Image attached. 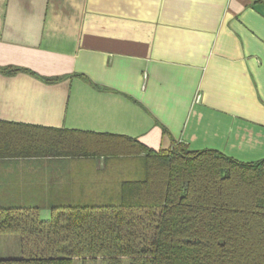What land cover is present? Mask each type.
Instances as JSON below:
<instances>
[{
    "label": "crops",
    "instance_id": "obj_1",
    "mask_svg": "<svg viewBox=\"0 0 264 264\" xmlns=\"http://www.w3.org/2000/svg\"><path fill=\"white\" fill-rule=\"evenodd\" d=\"M0 121L261 160L264 0H0ZM114 161L0 159V205L100 204Z\"/></svg>",
    "mask_w": 264,
    "mask_h": 264
},
{
    "label": "trees",
    "instance_id": "obj_2",
    "mask_svg": "<svg viewBox=\"0 0 264 264\" xmlns=\"http://www.w3.org/2000/svg\"><path fill=\"white\" fill-rule=\"evenodd\" d=\"M90 157L123 168L104 202L50 208L46 221L0 205V235H18L21 253L0 264H264V158L0 121V159Z\"/></svg>",
    "mask_w": 264,
    "mask_h": 264
},
{
    "label": "rangeland",
    "instance_id": "obj_3",
    "mask_svg": "<svg viewBox=\"0 0 264 264\" xmlns=\"http://www.w3.org/2000/svg\"><path fill=\"white\" fill-rule=\"evenodd\" d=\"M21 256L20 237L16 234L0 235V259Z\"/></svg>",
    "mask_w": 264,
    "mask_h": 264
}]
</instances>
